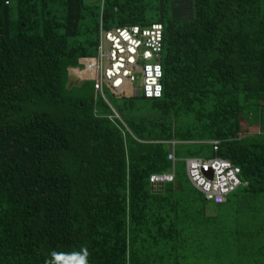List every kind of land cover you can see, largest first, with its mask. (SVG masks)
Listing matches in <instances>:
<instances>
[{
  "label": "trees",
  "instance_id": "obj_1",
  "mask_svg": "<svg viewBox=\"0 0 264 264\" xmlns=\"http://www.w3.org/2000/svg\"><path fill=\"white\" fill-rule=\"evenodd\" d=\"M151 23L162 95L104 88L125 131L70 69L101 28ZM215 157L243 184L208 213L183 160ZM83 249L88 264H264V0H0V264Z\"/></svg>",
  "mask_w": 264,
  "mask_h": 264
},
{
  "label": "built area",
  "instance_id": "obj_2",
  "mask_svg": "<svg viewBox=\"0 0 264 264\" xmlns=\"http://www.w3.org/2000/svg\"><path fill=\"white\" fill-rule=\"evenodd\" d=\"M162 48L163 27L160 23L114 27L109 30L101 28L96 56L80 59L82 68H77L91 73L83 81L92 80L95 90L100 92L105 102V87L121 94L125 92L126 85H132V96L141 94L145 98H159L163 91ZM85 62L91 64L88 66ZM112 117L119 119L116 113ZM214 148L217 149L216 146ZM168 158L175 161L172 153ZM183 161L190 183L208 201L222 203L228 194L243 184L239 167L226 159L187 158ZM173 180L174 170L150 177L154 187Z\"/></svg>",
  "mask_w": 264,
  "mask_h": 264
},
{
  "label": "rangeland",
  "instance_id": "obj_3",
  "mask_svg": "<svg viewBox=\"0 0 264 264\" xmlns=\"http://www.w3.org/2000/svg\"><path fill=\"white\" fill-rule=\"evenodd\" d=\"M80 68V67H79ZM79 68H74L73 69H70V75H72L74 78H78L80 81L83 80L82 79V73L81 71H79L78 69ZM137 76H139L138 73H136ZM73 78V80H74ZM85 82V81H84ZM89 82V81H88ZM131 89H132V85H126L125 87V96H130L131 95ZM91 90V84L90 83H85L83 86H79V87H75L74 86V90L72 91L75 95H78V96H83L84 94L85 95H89L90 94V91ZM250 114L247 115L248 118H252V116L255 114V106H251L248 108ZM246 119V117L244 118ZM246 130H247V133L248 134H255L259 131L258 128H255V127H247L246 126ZM214 206V204L212 203V201L210 202H206V207H207V211L208 213L212 211V207Z\"/></svg>",
  "mask_w": 264,
  "mask_h": 264
},
{
  "label": "clouds",
  "instance_id": "obj_4",
  "mask_svg": "<svg viewBox=\"0 0 264 264\" xmlns=\"http://www.w3.org/2000/svg\"><path fill=\"white\" fill-rule=\"evenodd\" d=\"M227 166V165H225ZM88 256L89 253L86 249H83L80 254H78V258L76 257V264H88ZM64 257L62 255L53 254V260L49 261L48 264H57L58 261L63 260Z\"/></svg>",
  "mask_w": 264,
  "mask_h": 264
},
{
  "label": "crops",
  "instance_id": "obj_5",
  "mask_svg": "<svg viewBox=\"0 0 264 264\" xmlns=\"http://www.w3.org/2000/svg\"><path fill=\"white\" fill-rule=\"evenodd\" d=\"M73 70H74V68H72ZM78 79V78H77ZM78 81H80L79 79H78ZM106 97V96H105ZM107 99V98H106ZM104 100V99H103ZM105 101V100H104ZM107 101V100H106ZM109 106H110V104H109V102L107 101L106 102ZM110 108L112 109V115L110 116V118H112V119H117V118H115V117H112V116H114V113H116L117 115H118V117H119V119H117V120H119L120 121V123H121V125L123 126V128H124V130L125 131H127V130H129L128 128H127V126L124 124V122L122 121V119H121V117H120V115L117 113V111L112 107V106H110ZM124 132V131H123ZM125 133V132H124ZM130 134H131V132H130ZM170 154V153H169ZM173 154V153H172Z\"/></svg>",
  "mask_w": 264,
  "mask_h": 264
},
{
  "label": "water",
  "instance_id": "obj_6",
  "mask_svg": "<svg viewBox=\"0 0 264 264\" xmlns=\"http://www.w3.org/2000/svg\"><path fill=\"white\" fill-rule=\"evenodd\" d=\"M73 78L74 77L69 74V82H68V86L69 87H72V86H81L83 84V82H84L83 80L78 81L77 78H74V80H73ZM152 187H154V186L152 185ZM154 188H156V186Z\"/></svg>",
  "mask_w": 264,
  "mask_h": 264
},
{
  "label": "bare ground",
  "instance_id": "obj_7",
  "mask_svg": "<svg viewBox=\"0 0 264 264\" xmlns=\"http://www.w3.org/2000/svg\"><path fill=\"white\" fill-rule=\"evenodd\" d=\"M79 71H81V70H79ZM85 71H87V70L81 71V73H83V72H85Z\"/></svg>",
  "mask_w": 264,
  "mask_h": 264
}]
</instances>
